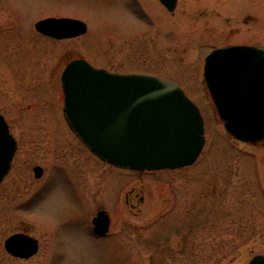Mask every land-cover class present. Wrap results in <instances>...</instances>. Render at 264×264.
<instances>
[{"label":"rangeland","instance_id":"1","mask_svg":"<svg viewBox=\"0 0 264 264\" xmlns=\"http://www.w3.org/2000/svg\"><path fill=\"white\" fill-rule=\"evenodd\" d=\"M6 1L17 9L12 30H28L34 17L49 13L86 22L85 33L60 41L62 65L80 56L176 81L198 105L205 138L189 166L137 171L97 158L61 114L34 120L39 125L31 127L53 132L44 144L54 153L43 159L54 165L45 168L52 188L40 193L41 207L24 213L43 218L44 238L36 255L7 264H247L264 255V144L225 131L202 74L215 46L264 47V0H177L172 13L159 0ZM7 13L0 8V19ZM99 209L110 215L104 237L91 233Z\"/></svg>","mask_w":264,"mask_h":264},{"label":"water","instance_id":"2","mask_svg":"<svg viewBox=\"0 0 264 264\" xmlns=\"http://www.w3.org/2000/svg\"><path fill=\"white\" fill-rule=\"evenodd\" d=\"M159 1L170 11L177 0ZM35 28L66 38L84 33L87 26L78 18L45 17L35 22ZM203 79L225 130L240 141H263L264 49L246 44L216 48L205 57ZM61 81L64 117L100 159L142 171L182 167L198 157L204 145L203 118L175 81L110 71L82 57L67 64ZM6 149L0 158V178L11 158L12 151ZM92 225L96 233L105 234L109 213L98 210ZM4 246L22 258L37 251L36 240L20 234L7 238ZM247 264H264V255L255 254Z\"/></svg>","mask_w":264,"mask_h":264},{"label":"flooded vegetation","instance_id":"3","mask_svg":"<svg viewBox=\"0 0 264 264\" xmlns=\"http://www.w3.org/2000/svg\"><path fill=\"white\" fill-rule=\"evenodd\" d=\"M0 8L7 9L8 12L0 19V158L4 155V147L12 151L8 168L0 178V215H4L5 222L4 233L0 234V264H7L13 260L21 261L33 257L39 252L43 242V218L27 217L24 213L37 207V204L42 205L46 196L41 195L52 188V184L45 183V168L54 165L45 167L43 159L45 154L54 153V145L50 149L44 144L46 131L50 135L53 132L51 128L45 131L43 127H31L30 124L39 125V122L34 121L37 119H58L59 114L65 120L61 76L68 62L80 56L69 58L62 65L60 41L73 39L81 34L58 38L35 28V22L45 17L76 18L54 13L34 17L28 30H12L17 9L6 0H0ZM174 9L169 11L166 8L170 13ZM242 19V23L246 24L248 19ZM242 44L264 49L263 46L252 43L235 42L215 46L209 52L216 48ZM219 61L224 62L225 59L219 58ZM214 111L220 120L215 107ZM70 131L76 136L71 129ZM57 227L56 223L52 231L56 232ZM16 234L36 240L37 251L34 255L22 258L5 249V240Z\"/></svg>","mask_w":264,"mask_h":264}]
</instances>
